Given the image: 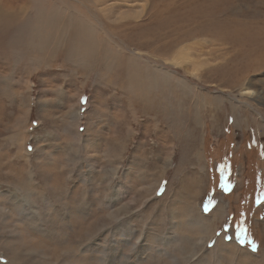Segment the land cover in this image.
Instances as JSON below:
<instances>
[{
	"label": "rangeland",
	"instance_id": "374dc122",
	"mask_svg": "<svg viewBox=\"0 0 264 264\" xmlns=\"http://www.w3.org/2000/svg\"><path fill=\"white\" fill-rule=\"evenodd\" d=\"M0 264H264V0H0Z\"/></svg>",
	"mask_w": 264,
	"mask_h": 264
},
{
	"label": "bare ground",
	"instance_id": "6f19581e",
	"mask_svg": "<svg viewBox=\"0 0 264 264\" xmlns=\"http://www.w3.org/2000/svg\"><path fill=\"white\" fill-rule=\"evenodd\" d=\"M36 24V23H35ZM50 26L52 27L53 26V29H55V26L54 25H52V24H50ZM49 30H50V28H49ZM56 30V29H55ZM59 30L62 32L61 33V35L63 34L64 35V30H62L61 28H59ZM22 32H21V34L22 33H24L25 35H27L28 37H29V35L27 34V33H29L31 36H32V34L33 33H36L35 35H39V33H38V31H39V29H38V27L36 26V25H33V27H27V28H25V29H23L22 28V30H21ZM52 31H49V33H51ZM56 32V31H55ZM34 35V34H33ZM37 35V36H38ZM49 35V34H48ZM51 35V34H50ZM55 36H57V35H55ZM58 37V36H57Z\"/></svg>",
	"mask_w": 264,
	"mask_h": 264
}]
</instances>
